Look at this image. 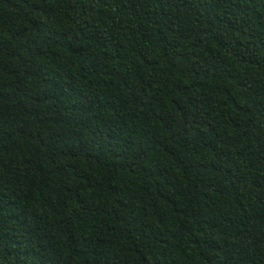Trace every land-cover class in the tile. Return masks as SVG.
<instances>
[{
    "label": "trees",
    "instance_id": "16d2710c",
    "mask_svg": "<svg viewBox=\"0 0 264 264\" xmlns=\"http://www.w3.org/2000/svg\"><path fill=\"white\" fill-rule=\"evenodd\" d=\"M0 264H264V0H0Z\"/></svg>",
    "mask_w": 264,
    "mask_h": 264
}]
</instances>
